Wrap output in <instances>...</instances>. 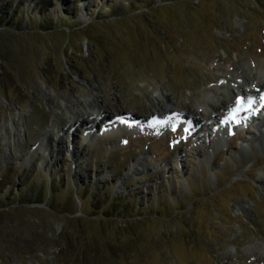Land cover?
<instances>
[{
  "label": "rangeland",
  "instance_id": "374dc122",
  "mask_svg": "<svg viewBox=\"0 0 264 264\" xmlns=\"http://www.w3.org/2000/svg\"><path fill=\"white\" fill-rule=\"evenodd\" d=\"M261 71L264 0H0V264H264Z\"/></svg>",
  "mask_w": 264,
  "mask_h": 264
},
{
  "label": "bare ground",
  "instance_id": "6f19581e",
  "mask_svg": "<svg viewBox=\"0 0 264 264\" xmlns=\"http://www.w3.org/2000/svg\"><path fill=\"white\" fill-rule=\"evenodd\" d=\"M260 76H253L251 79L248 78L245 74H243V78L242 81L243 83L246 85V87L244 88L243 86H240V89L238 90V93L241 99H243L244 101V105L243 108H241L239 111H237L238 107L236 106L237 103H230L227 100H224L220 103V105L215 108V117L213 119V122H215V125L218 126L222 131L226 130L227 127H231L232 124H230V122L234 121L233 117H229L228 113L229 111L232 110V115L235 117L234 119H241L246 117L247 121H250L252 123H258L256 126V129L259 131V137H255V142H264V131L262 130L261 127H264V71H261V73H259ZM255 80L257 83H255L256 85L254 86V84L252 85V81ZM45 95L52 97L51 93H47V91L45 92ZM248 98H252L254 103L249 106L247 104V100ZM99 101L98 100H93V104L91 106V111L92 112H96L97 116H103V119L108 118L110 119V117L108 116V112H106V109L104 106L98 105ZM259 111L258 113H262V116L260 115H255L254 113ZM118 113V112H117ZM179 115L180 117L186 119V120H190L192 122H198L200 120L201 115H203V113L201 111H196V110H190L187 114L185 112L179 111L177 109H175L168 101L165 100H160L158 103H155L154 106L149 110L148 113H146V115H144V117L142 116H136L134 113H128L127 116H129L130 118H127L126 120H123L124 116H118L116 115V117H118L119 119H115L114 124L117 125V123H123L122 120L125 122L124 124H128V121H131L132 123H135L136 120L140 123L143 122L149 125H161L163 123H165V120L168 119L166 117H168L169 115ZM93 113L91 112H86L83 111L82 112V118H81V122H87L86 119L88 118H93ZM115 117V116H113ZM79 118H75L72 120L71 125L75 126L76 124H78ZM205 119V118H204ZM223 119L224 120V125H220V123L218 124V120ZM117 120V121H116ZM134 120V121H132ZM244 120V119H243ZM158 122V123H156ZM242 122V120L240 121ZM137 123V122H136ZM190 123V122H189ZM112 124V123H111ZM113 125V124H112ZM243 123H241L240 125L236 124V126H242ZM261 125V126H260ZM234 126V127H236ZM220 132V131H219ZM248 132V130H247ZM241 134V132H240ZM239 134V135H240ZM197 135L198 131H197ZM261 184L264 187V178L261 177L260 179ZM252 255L260 261L264 262V247L262 248H257V249H250Z\"/></svg>",
  "mask_w": 264,
  "mask_h": 264
},
{
  "label": "snow or ice",
  "instance_id": "6c2138e0",
  "mask_svg": "<svg viewBox=\"0 0 264 264\" xmlns=\"http://www.w3.org/2000/svg\"><path fill=\"white\" fill-rule=\"evenodd\" d=\"M253 103H254L253 99H252V98H248V100H247V104H248L249 106H251ZM237 105H238V109H237V111H239L241 108H243V105H244V101H243V99L238 100V101H237ZM233 118H235V117L233 116ZM156 123H158V122H156Z\"/></svg>",
  "mask_w": 264,
  "mask_h": 264
}]
</instances>
